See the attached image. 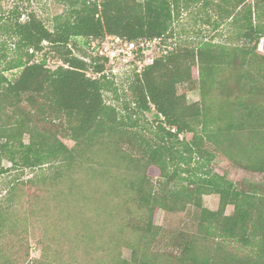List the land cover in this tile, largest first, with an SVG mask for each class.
<instances>
[{"label": "trees", "instance_id": "trees-1", "mask_svg": "<svg viewBox=\"0 0 264 264\" xmlns=\"http://www.w3.org/2000/svg\"><path fill=\"white\" fill-rule=\"evenodd\" d=\"M64 1L67 8L52 27L34 12L26 19L14 12L2 27L15 39L14 48L0 43V161L21 168L53 165L62 177L85 154L95 161L107 143L127 169L133 167L132 177H119L109 197L116 212H126L125 225L138 239L119 243L131 249L130 258L116 249L112 260L94 264H264V192L187 167L194 158L210 162L220 153L264 172V54L255 51L264 37V0L214 1L236 38L251 41L252 49L212 40L176 43L140 71L134 68L130 96L120 106L105 99V92L117 89L114 74L92 43L101 45L108 35L137 43L170 37L189 0ZM79 37L90 52L80 47ZM39 53L41 61L35 59ZM48 54L60 62L56 67L47 66ZM15 69L16 77L6 75ZM193 89H199L200 100L189 103L186 92ZM152 109L159 122L149 136L140 129V115ZM48 122L49 129H40ZM14 187L8 186L7 194ZM209 194L219 195L216 209L203 203ZM159 209L195 211L197 226L169 233L161 250L165 232L155 222Z\"/></svg>", "mask_w": 264, "mask_h": 264}, {"label": "rangeland", "instance_id": "rangeland-1", "mask_svg": "<svg viewBox=\"0 0 264 264\" xmlns=\"http://www.w3.org/2000/svg\"><path fill=\"white\" fill-rule=\"evenodd\" d=\"M214 1L217 3L220 0H189L188 6L175 17L172 36L153 40L144 47L139 42L134 59L116 62L114 87L117 89L105 92L107 103L120 106L123 99L130 96L128 84L134 68H139L138 63L143 67L163 49H171L176 43L197 45L203 40H212L227 46L246 44L252 49L251 41L236 38V29L230 26L229 19L221 16L222 11L220 13L215 7ZM249 2L253 3L254 0ZM66 8L64 0H0V43L5 41L8 49L14 48L12 39L15 38L10 31L2 28L12 21L14 12L21 13L22 19L34 12L52 27L55 17ZM77 41L84 52H90L85 38L79 37ZM255 51L264 54V37ZM35 59L41 61L43 54H37ZM58 63L48 54V67L54 68ZM18 73L19 70L15 69L7 71L6 75L14 78ZM214 95V100L221 99L219 93ZM186 96L189 103L200 100L199 89L188 90ZM140 117V129L152 135L159 122L156 111L152 109ZM51 124H42L40 129H49ZM186 137L190 139L192 134H186ZM25 140H28L27 134ZM66 142L74 144L70 140ZM125 148L137 154L135 148L128 145ZM109 149L107 143L103 144L96 152L95 161L85 154L80 165L71 172H64L62 177H57L53 165L21 168L12 166L6 158L0 161V264L6 261L5 264H94L100 260L105 263L117 254L116 249L121 252L122 258H130L131 249L119 243L134 242L138 234L132 231L131 226L125 225L126 212L122 214L114 210L109 193L119 186V177L121 180L132 177L134 171L133 167L127 169L125 163L112 155ZM187 167L197 175H203L206 171L216 172L246 189L256 187L264 192V172L245 169L242 164L220 153L211 156L210 162L194 158ZM182 175H187V172ZM13 185V192L7 194L8 186ZM120 198L113 200L119 202ZM66 199L71 200L70 203ZM203 203L216 209L219 195H204ZM104 208L112 211V214L107 215ZM232 209L233 206L229 205L227 212H232ZM130 210L136 212V205H132ZM196 215L195 211L168 212L159 209L155 222L162 225L165 232L159 249H165L163 243L171 238H166L169 233L194 229L197 226ZM134 217L138 218L139 215Z\"/></svg>", "mask_w": 264, "mask_h": 264}, {"label": "built area", "instance_id": "built-area-1", "mask_svg": "<svg viewBox=\"0 0 264 264\" xmlns=\"http://www.w3.org/2000/svg\"><path fill=\"white\" fill-rule=\"evenodd\" d=\"M156 41L157 39H153ZM153 40L141 41L140 45L144 47L145 45L150 44ZM153 41V42H154ZM92 48L97 49V53L102 56H106L109 60L110 70H107L109 73L115 74V64L121 60L128 61L129 59H134L136 51L138 50L137 42H129L117 35H108L104 41L99 45L96 42L92 43ZM139 64L138 71L142 69L141 63Z\"/></svg>", "mask_w": 264, "mask_h": 264}]
</instances>
